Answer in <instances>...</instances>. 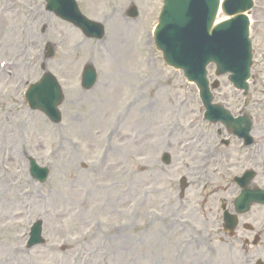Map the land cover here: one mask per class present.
I'll use <instances>...</instances> for the list:
<instances>
[{
	"label": "rangeland",
	"instance_id": "rangeland-1",
	"mask_svg": "<svg viewBox=\"0 0 264 264\" xmlns=\"http://www.w3.org/2000/svg\"><path fill=\"white\" fill-rule=\"evenodd\" d=\"M254 2L248 109L261 142L249 160L236 138L220 147L226 132L203 121L195 87L156 51L152 29L162 0H77L84 15L104 24L101 40L56 19L43 0H0L9 7L0 27L11 29L0 40V62L13 65L0 70V264L12 255L13 264H179L172 240L185 237L179 230L189 225L185 220L191 225L204 217L211 225L221 204L230 207L237 190L232 177L260 170L253 160L264 155V0ZM131 4L136 19L126 17ZM47 42L54 56L46 69L64 94L57 125L23 98L42 73ZM87 63L97 82L85 91L79 73ZM220 81L215 101L235 113L242 99L225 77ZM164 152L169 166L160 162ZM30 156L49 169L44 183L30 177ZM181 176L189 187L179 200ZM164 199L184 208L172 216L170 205H160ZM248 216L256 229L264 226V208ZM36 220L45 241L27 249ZM256 253L264 260L263 237Z\"/></svg>",
	"mask_w": 264,
	"mask_h": 264
},
{
	"label": "water",
	"instance_id": "water-1",
	"mask_svg": "<svg viewBox=\"0 0 264 264\" xmlns=\"http://www.w3.org/2000/svg\"><path fill=\"white\" fill-rule=\"evenodd\" d=\"M203 1L204 6L209 9L211 16L215 11L217 0ZM195 4L201 6V3ZM234 4L229 5V11H226L227 14H232L235 11ZM193 5V0H172V5L167 6L163 11L160 24L155 32L156 45L163 51L166 62L188 70L196 76L200 97L207 110V114L209 117L214 116V118L210 119L213 121L220 119L225 122L233 133L239 136H246L250 126L249 117L245 115L243 120L234 119L220 109L219 105L211 104V94L207 81L204 78V66L209 61H214L217 64L216 74L231 70L234 72L231 77L234 81L238 79L242 81L247 77L250 53L246 19L238 17L237 20L227 21L218 28H215L210 38L212 43L207 42V39L204 41L197 40V25L194 22V13L196 11ZM51 7L56 11L65 12L66 14H69L72 10L73 13L78 15L77 9L75 10V6L71 0H64L61 4L54 2ZM244 9L245 6L238 8L237 12L239 13ZM219 33L221 37L223 36L221 43L217 42V34ZM101 34L102 27L99 28L96 35ZM86 79L88 81L86 85L90 86L94 81V73L87 70ZM27 98L31 106L39 107L54 120H59L60 116L56 110V106L60 103L62 95L49 75L44 76L37 85L29 90ZM32 169L40 172L38 177L41 180L45 178L46 170L37 169L35 165L32 166ZM257 197L259 196H254L253 198ZM248 199L251 200L252 198L249 197ZM39 225L40 223L37 222L34 230L39 231ZM35 238L39 239L37 233L31 240Z\"/></svg>",
	"mask_w": 264,
	"mask_h": 264
},
{
	"label": "flooded vegetation",
	"instance_id": "flooded-vegetation-1",
	"mask_svg": "<svg viewBox=\"0 0 264 264\" xmlns=\"http://www.w3.org/2000/svg\"><path fill=\"white\" fill-rule=\"evenodd\" d=\"M245 219V218H244ZM245 220L241 221L240 218L238 217V223L236 226V230H235V236H237V233L243 234L244 235L241 237V239L243 240V245L242 247H240V250L243 249L244 251H247L245 254H243V257L241 256V254L239 252L234 253V257H233V252H232V247L228 246L226 248V256L229 258V261H222V262H216L214 264H255V259H256V250H255V245H252V243H250V238L254 237L256 235V231L254 229H252L250 227V225L246 224V222H244ZM213 225L212 227H214V225L216 224V220H213ZM207 220H203V225L205 228V231L207 232L206 228L208 227L207 224ZM218 228L215 229L214 233L212 235H203L204 238H211L212 236H216V240L222 244L224 243V236L225 233L222 230L221 224L219 225L217 223ZM204 231V234L206 233ZM183 233H185L186 235H189V237L191 238H197L200 240L195 241L194 243L199 245L200 243H203L204 246V250H206L207 252H203L201 255L198 253L197 256L195 254V252H193L194 254H189L186 253L187 259H188V264H211L212 263V258L210 256H208L209 254L213 255L214 252L216 251V248L214 246H208V241H206V239H202L199 235V231L197 230H183ZM207 234V233H206ZM255 239V238H254ZM212 241V240H211ZM191 241L188 242V244H190ZM225 243H228L225 242ZM193 245V244H192ZM194 246V245H193ZM209 247V248H208ZM188 248V245L185 246V249ZM218 250L222 251L223 250V246H218ZM209 253V254H207ZM208 256V257H207ZM211 262V263H210Z\"/></svg>",
	"mask_w": 264,
	"mask_h": 264
},
{
	"label": "bare ground",
	"instance_id": "bare-ground-1",
	"mask_svg": "<svg viewBox=\"0 0 264 264\" xmlns=\"http://www.w3.org/2000/svg\"><path fill=\"white\" fill-rule=\"evenodd\" d=\"M6 29H7V31H6ZM10 30L11 29L8 28V27H4V26L0 27V40L1 41L5 40V38H8L9 37ZM2 32H3V34H2ZM3 67L4 68H2V72H5L7 69H12L13 65L12 64H7L6 65V63H5ZM138 133L141 134V131H139ZM11 260H15V258L14 257H11V256L10 257H7L2 263L3 264H13V261H11Z\"/></svg>",
	"mask_w": 264,
	"mask_h": 264
}]
</instances>
